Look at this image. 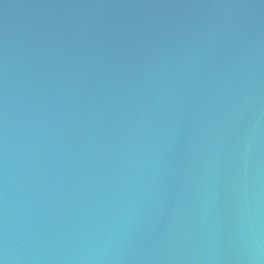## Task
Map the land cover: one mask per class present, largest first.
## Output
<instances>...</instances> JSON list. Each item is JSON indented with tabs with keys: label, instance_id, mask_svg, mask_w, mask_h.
Segmentation results:
<instances>
[{
	"label": "water",
	"instance_id": "obj_1",
	"mask_svg": "<svg viewBox=\"0 0 264 264\" xmlns=\"http://www.w3.org/2000/svg\"><path fill=\"white\" fill-rule=\"evenodd\" d=\"M0 264H264V0H0Z\"/></svg>",
	"mask_w": 264,
	"mask_h": 264
}]
</instances>
